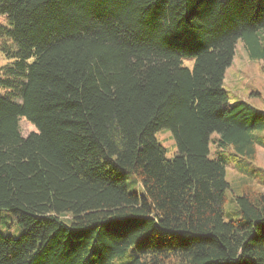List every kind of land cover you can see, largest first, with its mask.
<instances>
[{"label":"trees","instance_id":"16d2710c","mask_svg":"<svg viewBox=\"0 0 264 264\" xmlns=\"http://www.w3.org/2000/svg\"><path fill=\"white\" fill-rule=\"evenodd\" d=\"M0 16V212L23 228L0 233V264H264V194L225 219L227 158L209 156L212 133L255 156L264 111L222 81L239 38L264 61V0H0Z\"/></svg>","mask_w":264,"mask_h":264},{"label":"rangeland","instance_id":"374dc122","mask_svg":"<svg viewBox=\"0 0 264 264\" xmlns=\"http://www.w3.org/2000/svg\"><path fill=\"white\" fill-rule=\"evenodd\" d=\"M4 22V17L0 16V23ZM259 42L264 46V29L257 31ZM5 53L0 48V67L9 62ZM192 58H184L182 64L191 67ZM264 61L259 58H251L244 46V41L239 38L236 41L234 55L228 67L225 69L222 87L226 91L228 103L237 100H246L251 105L264 111ZM19 128L23 135L34 131L35 127L25 120L19 119ZM155 139L165 149V156L172 158L176 152L175 141L166 128L159 129L154 134ZM217 133L210 135L209 156L212 157L217 151L224 153L227 158L225 168V178L228 188L225 192L223 205L224 218H237L239 216L236 196L243 192L250 194H264V130L257 132L255 143V156L249 159L243 156H234L229 146L225 148L212 145V139L217 138ZM127 188L131 191L141 192L142 187L137 183L134 176L128 175L126 178ZM23 228L15 221L9 211L2 209L0 212V233L17 236ZM122 257L116 258L118 262Z\"/></svg>","mask_w":264,"mask_h":264}]
</instances>
